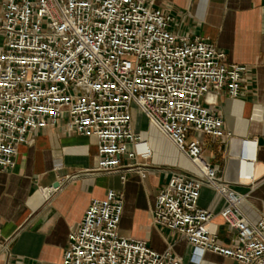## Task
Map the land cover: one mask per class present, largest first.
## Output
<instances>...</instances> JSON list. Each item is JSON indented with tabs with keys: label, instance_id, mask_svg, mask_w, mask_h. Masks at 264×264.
I'll return each instance as SVG.
<instances>
[{
	"label": "built area",
	"instance_id": "obj_1",
	"mask_svg": "<svg viewBox=\"0 0 264 264\" xmlns=\"http://www.w3.org/2000/svg\"><path fill=\"white\" fill-rule=\"evenodd\" d=\"M0 170L15 165L19 144L38 130L64 128L97 140L98 172L146 174L153 155L134 128L138 108L196 170L176 168L158 191L153 222L194 248L241 264H264V216L241 209L245 194L203 158L191 133L223 136L211 107L221 90L243 92L247 67L228 60L208 38L175 29L174 17L151 0H0ZM227 135H230L228 132ZM208 185L226 199L220 215L234 236L228 245L206 227L214 214L198 205ZM56 191L58 187H43ZM52 192V193H53ZM124 194L94 197L67 236L62 264H184L171 247L153 249L123 236Z\"/></svg>",
	"mask_w": 264,
	"mask_h": 264
},
{
	"label": "crops",
	"instance_id": "obj_2",
	"mask_svg": "<svg viewBox=\"0 0 264 264\" xmlns=\"http://www.w3.org/2000/svg\"><path fill=\"white\" fill-rule=\"evenodd\" d=\"M151 1L174 17L175 29L208 38L230 62L247 67L242 94L232 98L221 90L211 106L223 118L226 134L195 132L190 137L202 142L203 158L218 175L245 194L241 209L257 221L264 216V0ZM134 108L145 121L142 125L136 118L134 128L153 150L152 157L142 160L145 176L127 172L122 181L117 170L98 172L96 138L66 130L64 121L38 130L31 143L19 144L15 165L0 170V264H62L69 231L80 223L90 200L108 189L124 194L121 235L144 240L157 251L171 247L184 264H241L194 248L180 233L154 224L156 195L172 171L196 167ZM56 182L60 185L53 193L41 191ZM198 205L214 214L208 231L230 244L234 231L220 215L224 196L203 185Z\"/></svg>",
	"mask_w": 264,
	"mask_h": 264
},
{
	"label": "rangeland",
	"instance_id": "obj_3",
	"mask_svg": "<svg viewBox=\"0 0 264 264\" xmlns=\"http://www.w3.org/2000/svg\"><path fill=\"white\" fill-rule=\"evenodd\" d=\"M132 112H133V119H134V121H136V118H137V121L139 123H142V125H144L145 121L143 122L142 118L141 117H138V115L135 114L137 112V110L135 108H133L132 109Z\"/></svg>",
	"mask_w": 264,
	"mask_h": 264
},
{
	"label": "bare ground",
	"instance_id": "obj_4",
	"mask_svg": "<svg viewBox=\"0 0 264 264\" xmlns=\"http://www.w3.org/2000/svg\"><path fill=\"white\" fill-rule=\"evenodd\" d=\"M53 189H44V192L46 193V195H49L52 192Z\"/></svg>",
	"mask_w": 264,
	"mask_h": 264
},
{
	"label": "water",
	"instance_id": "obj_5",
	"mask_svg": "<svg viewBox=\"0 0 264 264\" xmlns=\"http://www.w3.org/2000/svg\"><path fill=\"white\" fill-rule=\"evenodd\" d=\"M60 185V183L59 182H56L55 184H54V187H58Z\"/></svg>",
	"mask_w": 264,
	"mask_h": 264
}]
</instances>
